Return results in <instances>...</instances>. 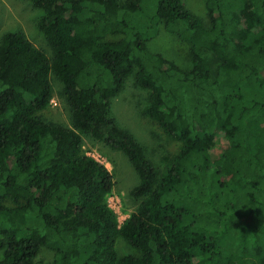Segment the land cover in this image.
I'll return each mask as SVG.
<instances>
[{
    "label": "trees",
    "instance_id": "16d2710c",
    "mask_svg": "<svg viewBox=\"0 0 264 264\" xmlns=\"http://www.w3.org/2000/svg\"><path fill=\"white\" fill-rule=\"evenodd\" d=\"M49 55L24 32L0 38V264H264V0H29ZM190 49L183 68L150 42ZM214 55L213 68L209 54ZM64 84L72 127L46 118ZM133 77L145 114L181 151L161 169L112 113ZM79 130L123 152L139 181L119 222L112 172ZM135 253L120 255L118 238Z\"/></svg>",
    "mask_w": 264,
    "mask_h": 264
},
{
    "label": "rangeland",
    "instance_id": "374dc122",
    "mask_svg": "<svg viewBox=\"0 0 264 264\" xmlns=\"http://www.w3.org/2000/svg\"><path fill=\"white\" fill-rule=\"evenodd\" d=\"M185 1L187 7L200 15L205 26L210 28L212 24L206 7L207 0ZM40 16L41 11L35 8L29 0H0V38L7 31H22L37 47L50 55L46 38L37 26ZM149 48L152 52L161 53L175 61L183 68L192 66L189 46L163 28L150 42ZM209 58L214 68V55L210 53ZM50 79L54 94L44 115L55 123L72 127L70 107L64 95V84L54 75H51ZM149 100L150 90L138 87L133 77H130L122 92L113 99L112 113L122 126L133 133L151 161L161 169H165L181 151V144L157 122L146 116L145 109ZM79 132L83 138V148L86 153L94 156L113 174L114 186L107 194L105 201L116 212L119 222L122 223L137 209L139 204V200L131 194L139 181L138 174L123 152L110 148L104 142L81 130ZM116 249L120 255L135 253V249L122 237L117 239ZM0 257H2V252H0ZM53 258L54 252L45 248L37 260L47 264L51 263Z\"/></svg>",
    "mask_w": 264,
    "mask_h": 264
}]
</instances>
